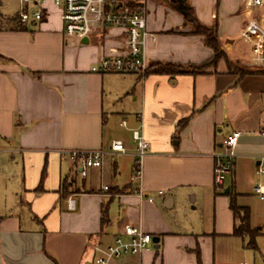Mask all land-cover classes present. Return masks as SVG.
I'll list each match as a JSON object with an SVG mask.
<instances>
[{
	"label": "crops",
	"instance_id": "crops-1",
	"mask_svg": "<svg viewBox=\"0 0 264 264\" xmlns=\"http://www.w3.org/2000/svg\"><path fill=\"white\" fill-rule=\"evenodd\" d=\"M8 1L0 0V264H82L87 257L94 264L91 245L112 242L127 224L157 238L154 248L166 240L179 248L171 260L150 246L119 264H214V236H231L235 225L226 180L215 183L216 155L233 130L242 133L228 173L235 180L264 155V74L249 73L264 70V0L257 7L249 0H148L147 26L156 36L146 45L148 68L126 74L91 71L104 56L127 51L124 29L101 27L83 41L65 34L54 0L27 24L18 20L20 0L13 13ZM194 21L215 29L232 64L223 58L196 74L153 71L157 63L211 60ZM134 130L150 144L140 187L131 181ZM115 140L129 153L106 155L99 168L82 169L63 155L109 150ZM187 200L213 202L215 234L175 228L171 211Z\"/></svg>",
	"mask_w": 264,
	"mask_h": 264
},
{
	"label": "built area",
	"instance_id": "built-area-1",
	"mask_svg": "<svg viewBox=\"0 0 264 264\" xmlns=\"http://www.w3.org/2000/svg\"><path fill=\"white\" fill-rule=\"evenodd\" d=\"M253 6H260L263 0H249ZM46 0H20L18 20L27 24L37 22L44 16L43 7ZM54 4L61 9L64 32L67 36L84 39L101 27H117L125 30L127 51L123 54H109L104 56L91 68L96 73H144L147 68L146 45L148 39L156 40V36L148 30V0H54ZM259 61L264 65V38L260 45ZM121 125L126 126L122 120ZM264 134V131L262 132ZM241 131L233 130L222 142L224 151L216 155L214 165V179L217 185L224 183L225 175L234 169V159L237 154L235 147L241 138ZM133 140L136 142L134 152L129 153L127 147L120 140L112 142L110 149L73 150L63 155L77 167L99 168L103 159L109 154H132L135 159L131 181L138 187L143 179V163L149 154V141L140 130H134ZM260 164L257 172L264 176V156L258 157ZM84 173V172H83ZM105 189H108L106 186ZM253 192L264 201V182H258ZM163 195L162 190L158 191ZM139 195L142 197L141 190ZM152 202L155 196L147 197ZM74 200L68 199V206L72 208ZM154 242L153 235L142 227L127 224L114 240L107 244L95 243L91 245L94 264H119L126 256H139L149 249ZM123 264V263H122ZM247 264V263H243Z\"/></svg>",
	"mask_w": 264,
	"mask_h": 264
},
{
	"label": "rangeland",
	"instance_id": "rangeland-1",
	"mask_svg": "<svg viewBox=\"0 0 264 264\" xmlns=\"http://www.w3.org/2000/svg\"><path fill=\"white\" fill-rule=\"evenodd\" d=\"M6 7L10 13H13L18 8V0H9ZM236 66L243 72L244 68ZM225 180V189L234 186L236 192L240 193L237 196V203L250 208L251 227L253 229L260 228V230H255V247L248 246L251 238L247 235L243 237L234 235L214 236L215 240L211 248L215 249V256L212 261L214 264H264V201L253 192L254 186L259 181H264V176L257 172V166H255V171L243 170L238 172L236 180L231 174H226ZM188 200L179 203L171 211L176 223L175 228L183 234L195 236L203 233L215 234L217 232L215 229L217 214L214 211L213 202L208 201L205 207H194L197 205L188 202ZM150 246L153 252L161 251L164 248L166 260L174 258L179 248L172 240H166L165 245L161 244L160 248H154L153 243ZM182 248L187 249L185 246ZM82 264H92V261L87 257Z\"/></svg>",
	"mask_w": 264,
	"mask_h": 264
},
{
	"label": "trees",
	"instance_id": "trees-1",
	"mask_svg": "<svg viewBox=\"0 0 264 264\" xmlns=\"http://www.w3.org/2000/svg\"><path fill=\"white\" fill-rule=\"evenodd\" d=\"M195 25V32L204 35L206 44L213 49V57L207 63L202 65H194L190 64L187 66L174 64V63H157L153 65V71L159 73H181V74H196L200 72H204V69L208 65L216 64L219 60L225 59L229 64H232L225 51L221 48L219 44V40L216 35V31L214 28L205 27L199 24L197 21H194ZM244 72V71H243ZM249 73H256V74H264L263 69H253L249 71ZM230 196V208L233 211L234 218H235V225L232 232L234 236H249L251 241L249 242L248 246L255 247V230H260V228L253 229L250 225V216L251 211L250 208L247 206H241L237 203V196L238 194L234 192L233 188L231 187L230 192L228 193ZM258 234V233H257Z\"/></svg>",
	"mask_w": 264,
	"mask_h": 264
},
{
	"label": "water",
	"instance_id": "water-1",
	"mask_svg": "<svg viewBox=\"0 0 264 264\" xmlns=\"http://www.w3.org/2000/svg\"><path fill=\"white\" fill-rule=\"evenodd\" d=\"M83 41H87V37L84 38ZM229 191H230V187H228V188L225 190V193H229ZM165 206H168L167 203L165 204ZM154 241H155V242H158V239L155 238ZM157 246H158V245H156V247H157Z\"/></svg>",
	"mask_w": 264,
	"mask_h": 264
}]
</instances>
